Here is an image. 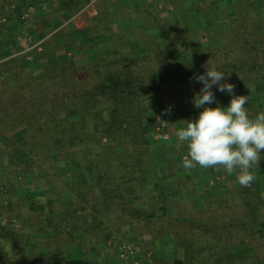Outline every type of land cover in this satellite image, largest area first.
<instances>
[{"label": "trees", "instance_id": "16d2710c", "mask_svg": "<svg viewBox=\"0 0 264 264\" xmlns=\"http://www.w3.org/2000/svg\"><path fill=\"white\" fill-rule=\"evenodd\" d=\"M88 1L45 0V4L53 12L61 13L60 21L66 23L84 9ZM129 1L118 0L112 7V14L108 11L102 14L111 15L110 22L128 20L135 14L128 11ZM136 1L132 0L134 5L137 4ZM163 1L164 9H167L165 23L170 20L175 26L177 24V18L168 11L169 5L182 13L187 10L184 5L188 1L193 9L190 11H194L196 16L208 13L214 21V24L187 25L186 28L193 33L196 31V35L199 29L206 32L205 42H193L190 36L172 37L167 27L159 23L150 6L141 8L140 12L139 6H135L137 15L145 22L147 29L157 28L164 42L176 46V42L182 40L185 48L190 50L191 64L184 61L181 65L175 64V67L169 65L170 69L151 72L147 76L148 83L143 79L136 80L128 75L129 68L137 62L144 63L147 58L140 59L132 53H117L116 47L125 46L128 42L122 35L116 34L118 39L115 40V50L108 53L122 57L108 62L115 66V70L110 69L106 73L96 70L100 81L93 87L56 92L50 98L35 94V89L29 90L31 86L28 83L25 88L20 85L10 93H7L6 88L2 90V94H6L0 100V111H5L0 118L2 120L17 117L19 122L29 121L25 104L37 103L46 107L48 101L47 106L51 105L52 110L50 124L54 129V138L50 144L45 143V147L48 155L62 154L63 160L57 161L59 168L71 167L73 170V198L68 199L67 204L55 207L54 199L50 206L45 201V206L40 204L43 207L40 213L36 199L41 196L33 194L27 199L30 216L21 220L19 214L13 215L8 219V226L0 224V239H12L15 235L22 238L23 234L18 232L24 229L33 231L31 236L25 234L24 238L27 243H31L32 254L25 253L33 264H73L65 249L69 246L78 248L84 239L108 242L111 237L110 234H105V224L114 217L132 227L137 223H146L149 228L143 233L152 239L164 232L166 233L163 236L171 235L175 256L170 262L164 261L161 264H212V260L213 264H264L263 191L254 182L248 187L240 185L226 192L224 206L214 208L213 205H208L203 195L189 199L186 198L184 190L182 195L180 190V194H175L165 184L160 185L151 174L153 157L150 147L156 143L155 137H162L165 132L159 129L161 124L155 116L145 118V109L141 103L142 98L149 95L151 99L160 100L165 86L171 85L174 95L182 97V101L188 95V104L185 105L183 101L179 106L181 113L188 116L191 112L188 108L194 107L191 98L196 89L194 86L201 83H198L196 77L204 74L213 64L218 71L227 74V80L221 83H231L234 88H238L240 83L241 87H246L256 77L262 78L264 82V58L261 57L264 56V42L261 41L264 37V24L255 28L261 36L260 41L251 40V33L244 37L243 32L248 30L245 25L247 14L241 8L242 0L234 3L227 0L230 12L218 8L214 3L208 9L192 0ZM36 4V0H0V75H4V78L5 67L18 61L13 55L19 50L17 39L26 24L23 16L29 7L37 9ZM219 15L229 19L228 22H221ZM95 19L100 21V16L97 15ZM214 25L217 27L214 28ZM57 33V38L50 36L41 43L43 52L47 53L53 43H57L58 38L59 42L62 40L63 46L74 44L70 30L61 28ZM25 34L30 36L32 32L26 28ZM81 34L86 35L84 31ZM68 62L70 61L63 62L56 57L50 58L43 70L50 75L45 80L57 84L58 74L52 73L58 70L66 72L62 64L73 66ZM131 63L133 64L130 65ZM29 64L30 62H24L18 65L24 69ZM43 79L41 75L32 78L41 81L39 85L44 83ZM200 85L202 88V83ZM212 91L214 94L218 92L215 85ZM78 104L81 105V110L77 116H67L62 120L56 118L59 113L67 114L70 110L77 109ZM9 105L10 109H6ZM0 141L8 144L9 138L2 136ZM31 144V141H26L27 160L22 173L23 182L32 179L29 174L34 157L38 155ZM15 148L11 149L12 155ZM187 151L185 145V151L180 153L187 154ZM12 164L17 167L20 163ZM77 173H81L83 180H78ZM185 181L188 183V180ZM177 182V189L186 186L181 180ZM19 219V230L12 228L14 221ZM40 234L47 235L41 242ZM50 238L52 243L49 245L46 240ZM45 241L46 249L41 250L40 246ZM148 251L151 249L142 248L144 254ZM180 251H183L182 259L178 256ZM241 251L243 253L239 254ZM7 256V251L0 248V263L19 264Z\"/></svg>", "mask_w": 264, "mask_h": 264}, {"label": "rangeland", "instance_id": "374dc122", "mask_svg": "<svg viewBox=\"0 0 264 264\" xmlns=\"http://www.w3.org/2000/svg\"><path fill=\"white\" fill-rule=\"evenodd\" d=\"M116 1L118 0H89L88 5L66 23L60 21L59 12L55 13L51 11L50 8L44 10L37 3L36 6L40 8L37 7L34 17L31 15V11H34V7H29L28 11L23 16V20H25L26 23L25 27H22L21 33L17 39L19 50L16 52L18 56L15 58L18 61L10 63L5 67V78L4 75H0V100L6 95L4 93L2 94L4 88L8 91L7 93H10L20 85L25 88V84L27 83L31 86L29 90L32 91L35 89V94L42 95V97L49 96V98L56 92H68L70 89L76 90L80 87H93L100 81L96 75V70L102 73H106L110 71V69L115 70V66L109 65L108 62L112 59L122 57L117 56V54L108 53V51L115 50L117 43H114L113 40L118 39L116 34L122 35L128 42L125 46H117V53H132L140 57V59L147 58V61L144 63L137 62L135 66L129 68L128 75L136 80L143 79L148 83L149 79L147 76L151 72L170 69L173 66L175 67V64L181 65L184 61H188L191 64L190 50L187 47L185 48L182 40L180 39L179 42H176V46H171L164 42L162 38L155 39L156 33H148L147 26L144 24L145 22L140 19L135 11V6H139V12L142 10L141 8L150 6L151 11L154 12L159 23L167 27L172 37H179L180 35L185 37L190 36L193 42H200L203 40V42H205L207 39L206 32L199 29L196 35L195 30L193 33L186 28L187 25L193 26L194 24L199 25L201 23L214 24L210 14L205 13L198 17L194 11L191 12L190 10L193 9H191L189 1L184 5L187 10L182 13L174 6L169 5L168 11L171 16L177 18L175 20L177 24L175 26V23L170 20L165 23L167 9H164L163 0H137L136 5H134L135 0L134 2L130 0L127 4V8L129 12H135V16L132 15L128 20L110 22L111 15L109 14L113 13L112 7ZM193 1L198 3L201 7L208 9H211V5L214 3L218 8L230 12L228 6L229 1L227 0H192V2ZM238 1L239 0H232L233 3ZM241 8L244 13L246 12L247 14L245 25L248 31L243 32L244 37L246 38L251 33V40L260 41L261 36H259V31L255 28L256 26L258 27L259 24H264V0H242ZM104 11H108L109 14L104 16L102 14ZM97 15L100 16V21H96L97 19L95 18ZM144 15L143 13V16ZM219 18L221 22L225 20V22H228L229 20L225 19L226 17L222 15H219ZM59 23L63 25L59 26L61 25ZM45 24H47L46 28L41 27V25ZM231 24L232 21L230 27ZM216 27L217 25H214V28ZM26 28L31 30L32 35L30 34V36H27L25 34ZM61 28L71 31V36L74 37V44L68 47L63 46L62 40L60 39L61 47L58 48V46H55L56 44L53 43L52 47L49 48L45 55H48V60L52 58V55H56V53L59 56H66V58H69L66 61H70L73 66L65 63L62 65L66 72L62 73L58 70L52 73V75L58 74L59 82L57 84H52L51 81L45 80L49 78L50 75L41 70L42 68L40 65H44V61L37 65H29V67L24 69L19 67V63L24 64L21 62H30L26 59V56L31 55L32 52L36 51L35 54L32 55L35 57L44 54L45 52H43L42 47L41 50H39L35 46H42L41 43L44 39L50 36L52 38H57V31ZM49 31L52 32L49 33ZM81 31H84L86 35L83 36ZM261 41L264 42V37H262ZM26 50L27 53L31 51L29 54L23 53L26 52ZM220 52L222 53V51ZM261 57L264 58L263 55H261ZM132 64L133 63L130 65ZM36 75L43 76L44 83L42 85H39L41 81L32 80L33 76ZM200 84L201 83L194 86L196 92H199L201 89ZM172 87L171 85L165 86V89H163V96L160 100L151 99V95H149L147 97L144 96L141 103L145 109V118L148 116H155L157 121L161 124L159 129H163L165 132L162 137L157 135L155 137V140H157L156 143L152 144L150 147L153 157L150 166L152 177L156 179L160 185L165 184L171 192L177 194L179 192L176 190V182L179 180V177H176L174 168L179 162L182 163L180 167H183V158L180 152L183 150L185 151L186 142L180 141L175 133L184 127V119L182 117L184 115L181 113L179 106H181L183 101H185V105L188 104V95H185L182 101V97L174 95ZM51 99L53 98L51 97ZM19 103L22 104V102ZM25 105L27 115H29V121L23 120L19 122V118L17 117L11 120L0 119V140L2 136L9 138L8 144L0 141V224L2 226H8V219L10 216L19 214L21 220H24L27 216L31 215L28 209L29 200L27 201V199L33 194L41 196L36 199L38 200V212L40 213L43 210L41 205H46L45 201H47L50 206L54 199V206L56 207L60 206V204H67V200L73 198L74 191L72 192V186L74 185V179L72 176V168H59L57 161L63 160L62 154L56 153L54 155H48L49 153L45 147V143L50 144L51 140L54 138V129L50 124V114L52 112L51 105L47 106L48 101L46 107H44V105H37V103H26ZM7 107L6 109H10V105ZM188 109L191 110V108ZM80 110L81 105L78 104L77 109L70 110L67 114L59 113L56 118L62 120L67 116H77ZM166 112L168 114H165ZM4 113L5 111H0V118ZM26 141L28 143L31 141V145L34 146L35 152L38 154L34 157L31 166L29 177L32 179H29V182L22 181V173L25 170L24 164L27 160ZM104 142H106V140H104ZM13 147H16V151L14 150L15 153L12 155L11 149H13ZM14 162L16 164L20 163L18 164L19 167L17 166L18 168L12 164ZM22 164L23 166H21ZM185 171H187V169ZM77 174V178L79 177L78 180H83L80 175L81 173ZM38 187H42V189L38 190ZM199 192L200 191L197 192V195L202 194ZM195 193V191L189 190L186 195L188 198H194L196 196ZM209 197L213 199L212 196ZM215 207L216 206H214V208ZM19 223H21L20 219L14 221L12 228L19 230ZM105 227L107 228L105 234H110L111 237L108 242H104L103 240L95 242L93 238L90 240L84 239L83 244L80 243L81 245L78 246V248L75 249L69 246L65 249L66 252L70 254L73 264H154V262L161 264L164 261L170 262L175 256L174 254L176 251L171 235L163 236L166 233L164 232L152 239L151 236H147L143 233L146 228H149L146 223H137L135 227H132V225H125L122 220L115 219L114 217L106 222ZM18 233L23 234H21L22 238H17V235H15L12 239H0V248H4L7 251V257L13 260V262L19 264H33L28 257L29 255H26V253L32 254L33 252V249L30 248L31 243H27L24 240L25 234L31 236L33 231L24 229V231ZM161 234L162 236L160 237ZM46 236V234H40V242L45 239ZM51 240V238L46 240L49 245L52 243ZM46 241L40 246L41 250L46 249ZM25 242L27 243L26 251H24L25 249L23 250ZM138 242H140V244H138ZM171 246L174 248L173 251ZM147 247L150 248L151 251L144 254L142 248ZM122 249H128V254L122 256ZM182 252L183 251H180L179 254Z\"/></svg>", "mask_w": 264, "mask_h": 264}, {"label": "clouds", "instance_id": "9594fccd", "mask_svg": "<svg viewBox=\"0 0 264 264\" xmlns=\"http://www.w3.org/2000/svg\"><path fill=\"white\" fill-rule=\"evenodd\" d=\"M196 80L203 87L194 93L192 103L203 110L195 120H184V127L175 133L180 141L186 142L188 149L183 167L222 168L229 175L238 168V183L248 187L256 179L250 169L253 166L258 169L262 159L264 112L250 118L246 108L248 96L235 95L233 84L221 83L227 80V74L218 71L214 64ZM213 85L217 91L227 92L232 97L227 107H205L215 103Z\"/></svg>", "mask_w": 264, "mask_h": 264}, {"label": "crops", "instance_id": "0c3cea01", "mask_svg": "<svg viewBox=\"0 0 264 264\" xmlns=\"http://www.w3.org/2000/svg\"><path fill=\"white\" fill-rule=\"evenodd\" d=\"M41 1L42 2L40 3V0H36V2L40 5V7H42V9L46 10L47 8H50L45 4L46 3L45 0H41ZM35 13H36V8H34V11L33 10L31 11V15L35 17ZM59 24H61L59 26L63 25L62 23H59ZM41 27L46 28L47 24L41 25ZM147 30H148V33L150 32L156 33V37H154L155 39H158V38L161 39V35L159 31L157 30V28H151ZM113 41L115 43V40ZM55 46H58V48L61 47V44L58 41V39H57V43ZM37 48H41V46ZM29 53H26V54H29ZM45 54L46 53L37 55V57L29 55V56H26V59L30 61L29 65H33V64L37 65L38 63L40 62L42 63L44 61L45 64L42 66L40 65V67L42 68L41 70H44V68L48 64V55H45ZM13 56L17 58L18 54L15 53ZM52 57H56L57 59L63 62L69 59V58H66V56H62V55L59 56L57 55V53L56 55H52ZM21 63H24V62H21ZM241 85L242 84L240 83L237 85L238 88H234V94L248 96V102H247L246 108H247L250 118H255L259 113L264 112V82L262 78L256 77V79H254L253 82H249L246 87L244 85L241 87ZM194 93H196V91H194ZM194 93H193V96H194ZM214 95H215V103L205 105V107H216L217 105L221 107H227L232 98L227 92L222 93L218 91ZM191 98L193 99V97ZM202 110H203L202 108H196L194 106L191 109V112L189 113L188 116H182V117L184 120H195ZM185 156L186 155H182L181 157L184 159ZM261 157L262 159L259 161L258 169L255 166H253V168L250 169V171L256 174V179L254 183L264 193V149L261 150ZM180 164L182 163L180 162L177 163V166L174 168V171H175L176 177H179L178 179L182 181L181 183L186 186L180 187L176 190L178 192L179 190L180 191L184 190L186 191V193H188L189 190L193 192L195 191L196 196L203 195L205 197V201L208 203V205L224 206L226 203V200L224 198V195L226 194V192L230 190H234L235 188L240 186V184L238 183V179H237L239 171H240L238 168L231 175H229L226 172V170L222 168L219 170L214 169V168L204 169V168H200L199 166H197V168L195 169H187V171H185L186 170L185 167L181 168ZM185 180H188V183H185L184 182ZM177 186H178V182H176V187ZM198 191H200L202 194L197 195ZM185 196L186 198H188L186 194ZM209 196H212L213 199L210 198ZM189 199H192V198H189ZM173 249L174 248L172 247V251ZM242 253L243 251H241L239 254H242ZM178 256L182 259L183 253L178 254ZM213 262L214 261L212 260V264Z\"/></svg>", "mask_w": 264, "mask_h": 264}, {"label": "built area", "instance_id": "2783aa9c", "mask_svg": "<svg viewBox=\"0 0 264 264\" xmlns=\"http://www.w3.org/2000/svg\"><path fill=\"white\" fill-rule=\"evenodd\" d=\"M35 47H39L38 45H36ZM39 50H41V48H38ZM23 53H27V50L26 52H23ZM128 249H122L121 251V255L124 256V255H127L128 254ZM131 254H132V250H131Z\"/></svg>", "mask_w": 264, "mask_h": 264}]
</instances>
